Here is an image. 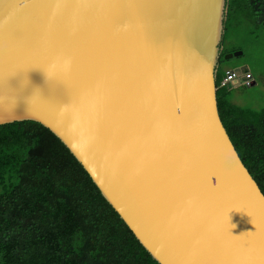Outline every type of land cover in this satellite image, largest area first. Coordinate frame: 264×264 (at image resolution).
<instances>
[{
	"label": "water",
	"instance_id": "1",
	"mask_svg": "<svg viewBox=\"0 0 264 264\" xmlns=\"http://www.w3.org/2000/svg\"><path fill=\"white\" fill-rule=\"evenodd\" d=\"M225 12L0 0V125L47 127L159 264H264V194L216 100Z\"/></svg>",
	"mask_w": 264,
	"mask_h": 264
},
{
	"label": "trees",
	"instance_id": "2",
	"mask_svg": "<svg viewBox=\"0 0 264 264\" xmlns=\"http://www.w3.org/2000/svg\"><path fill=\"white\" fill-rule=\"evenodd\" d=\"M245 19L264 29V0H226L224 32ZM223 32V33H224ZM215 73L220 119L264 194V107L236 104ZM0 264H159L83 166L33 120L0 125Z\"/></svg>",
	"mask_w": 264,
	"mask_h": 264
},
{
	"label": "rangeland",
	"instance_id": "3",
	"mask_svg": "<svg viewBox=\"0 0 264 264\" xmlns=\"http://www.w3.org/2000/svg\"><path fill=\"white\" fill-rule=\"evenodd\" d=\"M241 50L239 55L225 58ZM220 53L223 67L251 72L254 83L244 86L236 82L231 87V99L238 105L260 109L264 107V29L251 21H232L223 33Z\"/></svg>",
	"mask_w": 264,
	"mask_h": 264
},
{
	"label": "built area",
	"instance_id": "4",
	"mask_svg": "<svg viewBox=\"0 0 264 264\" xmlns=\"http://www.w3.org/2000/svg\"><path fill=\"white\" fill-rule=\"evenodd\" d=\"M236 82L244 86H250L254 83L251 72L223 67V76L220 80L219 86L231 88Z\"/></svg>",
	"mask_w": 264,
	"mask_h": 264
},
{
	"label": "clouds",
	"instance_id": "5",
	"mask_svg": "<svg viewBox=\"0 0 264 264\" xmlns=\"http://www.w3.org/2000/svg\"><path fill=\"white\" fill-rule=\"evenodd\" d=\"M64 66L65 68H70L71 66V58H65L64 60ZM225 170L228 171L231 169V167L233 166V164L235 163V161L231 158V157H228L225 159ZM191 201H189L190 203Z\"/></svg>",
	"mask_w": 264,
	"mask_h": 264
}]
</instances>
